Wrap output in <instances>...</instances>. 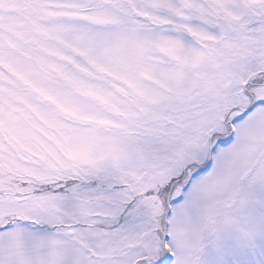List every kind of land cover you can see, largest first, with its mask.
I'll use <instances>...</instances> for the list:
<instances>
[{"label": "snow or ice", "instance_id": "6c2138e0", "mask_svg": "<svg viewBox=\"0 0 264 264\" xmlns=\"http://www.w3.org/2000/svg\"><path fill=\"white\" fill-rule=\"evenodd\" d=\"M0 264H264V0H0Z\"/></svg>", "mask_w": 264, "mask_h": 264}]
</instances>
